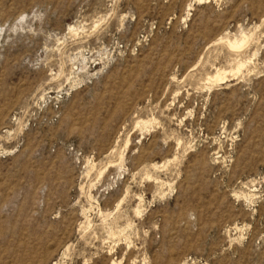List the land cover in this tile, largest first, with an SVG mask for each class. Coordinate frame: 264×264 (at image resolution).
I'll use <instances>...</instances> for the list:
<instances>
[{"label":"rangeland","instance_id":"rangeland-1","mask_svg":"<svg viewBox=\"0 0 264 264\" xmlns=\"http://www.w3.org/2000/svg\"><path fill=\"white\" fill-rule=\"evenodd\" d=\"M0 264H264V0H0Z\"/></svg>","mask_w":264,"mask_h":264},{"label":"bare ground","instance_id":"bare-ground-1","mask_svg":"<svg viewBox=\"0 0 264 264\" xmlns=\"http://www.w3.org/2000/svg\"><path fill=\"white\" fill-rule=\"evenodd\" d=\"M199 4L203 3V0H198ZM72 28V27H71ZM74 29H71V31H73ZM243 38V37H242ZM248 43V39L247 38H243L240 42L235 41V42H228V46L229 48H231L232 50H241L242 48H244ZM237 70L236 73L240 74L242 68H244L243 64L237 65ZM212 77V76H211ZM227 79L226 73L221 72V70H217L215 76H213L212 78H209V86L211 88V86H214L216 84L219 83H224ZM139 124V123H138ZM145 124V123H144ZM149 124V123H148ZM145 126V125H144ZM128 141V140H127ZM123 158V157H122ZM158 167V165L156 166V168ZM158 169V168H157ZM103 175V174H102ZM87 212V211H86ZM91 220V219H90ZM88 221V220H86ZM88 223V222H87ZM90 225V224H89ZM91 229V228H90ZM68 251V250H67Z\"/></svg>","mask_w":264,"mask_h":264}]
</instances>
